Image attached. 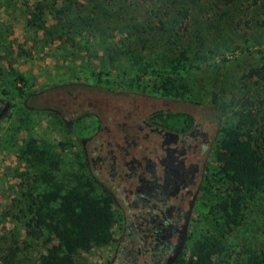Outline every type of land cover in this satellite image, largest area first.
Wrapping results in <instances>:
<instances>
[{"label":"rangeland","instance_id":"obj_1","mask_svg":"<svg viewBox=\"0 0 264 264\" xmlns=\"http://www.w3.org/2000/svg\"><path fill=\"white\" fill-rule=\"evenodd\" d=\"M179 47L188 51V71L173 68ZM263 62L264 0H0V255L16 233L20 248L8 264H55L50 219L27 233L24 210L35 195L28 182L46 173L41 190L59 194L47 203L58 210L70 191L91 183V156L108 159L102 143L113 136L116 148L132 153L125 166L137 168L143 158L140 170L128 172L133 185L118 184L119 171L109 175L116 179L109 239L74 253L62 248L60 257L65 264H172L189 255L212 224L222 182L216 152L239 101L264 97L245 77ZM177 110L195 116L186 135L158 126L160 113ZM137 190L158 203L142 202ZM243 212L232 247L264 253V192L248 196ZM129 238L142 252L135 257Z\"/></svg>","mask_w":264,"mask_h":264},{"label":"trees","instance_id":"obj_2","mask_svg":"<svg viewBox=\"0 0 264 264\" xmlns=\"http://www.w3.org/2000/svg\"><path fill=\"white\" fill-rule=\"evenodd\" d=\"M180 15L183 21L187 20L189 18L188 9L181 10ZM164 27V22H161V29H165ZM180 29L185 30V27H180ZM176 52L177 58L172 60L173 68L179 71H188L190 69L187 62L188 51L179 47ZM245 77L256 80L264 88V62L251 67ZM18 80L23 81L24 79L19 76ZM159 116H163L164 120L158 126L164 131L176 135H186L195 126V116L188 111H166L160 113ZM235 119V123L226 132V136L221 141V147L216 152L219 166L218 175L222 182L218 183L219 188L216 189L220 195L210 209L212 224L196 238L190 254H179L172 264H264V253L258 254L255 246L240 250H235L232 247L234 231L244 216L243 210L248 196L252 197L253 194L264 192V97L262 94L243 96L239 101V109L235 112ZM122 136L121 141L129 142V135ZM105 142L110 148L108 152H105L108 159L104 161L98 152L91 156L94 163V168L92 167V172H90L91 183L88 181L84 192L81 190L70 191L62 198L61 208L58 210L53 212L49 210V201L56 200L59 194L55 192L46 196L47 184L45 181L48 180L45 176L46 173L37 176L35 181L28 182L29 185L34 182L35 195L31 194L28 197L24 210L29 216L26 225L27 233L36 234L35 229L41 217L46 216L50 219L45 225L58 241V245L51 252L55 257V264H65L59 252L62 248L68 253H74L79 249L88 248L93 242L109 239L115 224L114 196L110 192L109 185L116 180L109 175L113 170L119 171L117 183L133 185L128 172L136 174L140 170L143 158L137 168H132L130 165L125 166L122 158L129 155L132 160V153L127 149L116 148L114 136L104 139L102 146ZM112 152L114 155L116 153L120 155H118V161H115L114 157L111 159ZM109 160H112L110 164ZM140 175L142 176V173ZM42 178L45 180L42 181ZM223 181L226 187L224 194L221 190ZM42 187H45L43 191ZM96 187L100 188L102 194L95 193ZM137 193L140 194L138 199L142 202L151 201L153 205L158 203L155 198L151 197V194L148 197L140 190H137ZM61 212L64 215L63 221L67 225L65 228L60 225L59 220L62 218L59 214ZM57 213L59 218L56 217ZM152 229L156 230L155 227ZM136 245H132L130 238L128 239L127 246L133 251L132 257H135L137 253H142L137 251ZM19 248V239L16 233H12L10 245L0 255V259L4 264L10 263ZM152 253L157 255L154 250ZM149 260L153 261L154 259L150 258Z\"/></svg>","mask_w":264,"mask_h":264}]
</instances>
